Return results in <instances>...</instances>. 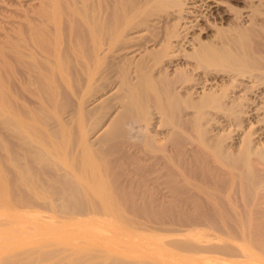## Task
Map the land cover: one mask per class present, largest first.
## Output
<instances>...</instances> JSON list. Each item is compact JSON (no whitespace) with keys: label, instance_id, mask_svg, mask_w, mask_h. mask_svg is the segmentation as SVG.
<instances>
[{"label":"bare ground","instance_id":"bare-ground-1","mask_svg":"<svg viewBox=\"0 0 264 264\" xmlns=\"http://www.w3.org/2000/svg\"><path fill=\"white\" fill-rule=\"evenodd\" d=\"M244 1L40 0L24 8L18 26L24 35L15 40L9 32L0 56L6 215L51 226L80 216L128 223L127 214L136 212L185 227L194 237L170 245L208 264L240 255L220 240L196 242L195 228L227 234L236 225H264V145H252L254 134L264 139V0ZM220 7L215 32L196 34V44L185 48L188 28L198 24L192 22ZM122 49L129 55L119 62ZM181 56L184 65L171 74L168 67ZM153 113L158 119L151 125ZM245 125L241 143L232 146L233 131ZM125 143L142 156L124 152ZM53 248L36 256L32 249L11 251L0 264H35L58 255ZM95 248L96 254L79 249L68 264L122 263Z\"/></svg>","mask_w":264,"mask_h":264},{"label":"rangeland","instance_id":"rangeland-1","mask_svg":"<svg viewBox=\"0 0 264 264\" xmlns=\"http://www.w3.org/2000/svg\"><path fill=\"white\" fill-rule=\"evenodd\" d=\"M38 1H40V0H0V49H1L0 50V54H1L0 56H1L2 60L4 57V50L5 49L7 50V44H6L7 38H6V36L7 35L9 36L11 32H14L13 37L15 36V40L20 39L22 37L21 36L22 33L20 34L21 31L18 32L19 31L18 28L20 27L22 22L23 23L25 22V21H22V20H24V17H23L24 11L23 10H25L27 8L31 9L30 8L31 5H32V7L34 4L37 5ZM240 1H241L240 5H242L244 0H240ZM29 2H30V4H29ZM33 2H34V4H33ZM218 2H219V0H218ZM222 3L225 6L227 4L226 2H223V0H222ZM212 4L214 5L215 3H212ZM24 5L26 7H24ZM22 6H23V8H22ZM220 10H221V7L219 9H214L213 12H211V14H210L211 16L208 15V17H205V18L203 17L201 20L199 19V17H197L196 18L197 20L192 22V23H194V22L196 23L198 21L197 22L198 24H195L193 27L188 28V34L186 37V39L187 38L188 39L185 40V38H184L185 48L190 50L193 47L194 43L196 44V39H194V37L197 36L196 34H198V35L201 34L202 36H205V35H211L215 32L216 27L220 25L218 23L219 16H220V13H219ZM189 18L191 19V18H193V16H191ZM187 25H189V22L187 23ZM223 25L225 26L226 22H224ZM21 27H23V24L21 25ZM7 33H9V34H7ZM130 34H132V33H130ZM22 35H24V34H22ZM11 36H12V34H11ZM11 39L14 40V38H12V37H11ZM3 42H5V43H3ZM2 44H5L6 46L2 45ZM4 46L6 48H4ZM2 48H3V50H2ZM6 50H5V52H6ZM120 51L118 52L119 54L117 53L118 58L116 57L117 59H115V60H118L119 62H121V60H122L120 57H122V56L125 57V55L127 53L128 54L126 56L129 55V50L127 52L124 49H122ZM131 53L132 52H130V54ZM184 58L183 57L179 58L178 60L180 62L178 60H176L179 65L174 64V65H172V67L171 66L168 67V70H169V72H171V74L173 73L172 71H174V68H176L177 66H183L184 65L183 63L185 62V59H186V58L185 59ZM119 59H121V60H119ZM2 60H0V71L2 70V68H1ZM2 75L4 77V74H2ZM1 77L2 76H0V80H1L0 81V91L1 90L3 91L5 89V87H4L5 81L3 82ZM111 77H112L111 80L112 79H114V80H112V83L110 84V86H114L116 84L113 85V83H116L115 81H117V79L114 78L115 77L114 74ZM110 86L107 89H109ZM198 89L200 90L201 88L199 87ZM198 89H197V91H199ZM111 90H114V89H111ZM108 92L109 91H107L105 93L106 95L103 94L102 96H104V95L107 96ZM197 93H195L194 95L197 96L196 95ZM27 99H29V96ZM260 100H261V98H260ZM260 100L258 103H261ZM32 101H33V99H32ZM95 103L96 102H94V104ZM94 104H90V107H92V106L94 107ZM257 105L255 107H257ZM90 107L88 105V108H90ZM0 110H2V108H0ZM1 112L2 113H0V142H5L2 137L4 136V134L6 132V127L4 125V119H3L6 113L4 111H1ZM262 113H263L262 109L258 110L257 112L255 111V115H254L255 117H253V119H256V117H260V116L262 117V115H263ZM156 114L157 113L151 114L153 117L152 121H154V122H152L151 125H153L157 121L156 119H158L157 118L158 116ZM257 114H259V116ZM67 115L70 117V115L67 114L66 112L63 115V118L65 120L68 118ZM154 115H156L155 118H154ZM155 124H157V122ZM224 125H222V126H224ZM247 125L243 126L241 129H238V130L236 129L233 131L234 135L232 134L233 139L231 141V143L233 142L232 146H234L235 143H238V145L241 143L238 141L241 140L240 136H242V135L244 136V133L247 131V129H248L246 127ZM151 127L152 126H150V128ZM225 127H226V125H225ZM228 127H231V126H228ZM232 127H233V125H232ZM220 128L221 127L216 128L217 131H219V130H220V132L225 131V130H222L224 127H222L221 129ZM235 128H237V127H235ZM216 129L214 130L215 132L213 131L214 133H216ZM99 130L96 131L97 134L100 132ZM164 130L167 131V129H164ZM241 130L242 131L244 130V131L242 132ZM258 130H259V132L257 131V133L259 134L260 129H258ZM96 132L90 131V133L88 134V138H90V140H92V141L89 140L90 142L94 143V141L96 140L95 139L97 137ZM239 138H240V140H239ZM93 139H94V141H93ZM263 140L264 139L262 138V134H259L258 136H257V134H254L252 145L254 144L255 147H259V145L262 146V144L264 145ZM260 142H263V143H260ZM95 145H98V142H95ZM235 146H237V144ZM134 148L135 147H131L129 144L127 145L126 143L123 145V151L125 149V151L127 153H129V152L134 153L135 150H136L135 152H137L138 150L134 149ZM128 150H130V151L128 152ZM2 152L3 151H1L0 153H2ZM133 153H132V155H133ZM138 153L140 154L139 151L137 152V154ZM140 155L142 156V154H140ZM140 159H142V158H140ZM150 160H152V158ZM150 160L147 162H150ZM147 162H146V164H147ZM142 163L145 164L144 161H142ZM40 211H41V213L46 214V215L50 214V212H48L45 209L40 210ZM127 215L133 218L132 221H130L128 223H126V222H117V223H113V222L112 223H105V222H103V223H101V222H97L94 220H92V221L91 220H84V216H80V219H82L80 221H78L76 219L72 220L73 222H70L68 220H65V221L63 220L64 222H56L55 224H52L51 226H40V225H37L33 222L27 223V222H20V221L14 220L13 219L14 217L7 216L5 208H3V206H0V245L1 246L3 245L2 247L0 246V256L1 255L3 256V255H5L11 251H19L20 249L22 250V248L24 250L23 251V253H24L25 249H27L28 246H29L28 248L34 250V246L38 245L37 246V248H38V247H40V245L41 246L43 245L39 249L34 250L35 252L36 251L38 252L36 254L33 253L36 256L37 254L39 255V251H41L40 249L50 248L52 250V246H54L56 249H59L58 251L56 250L57 252H55V253H58V255L62 254V255H60L61 259L65 258L66 263H65L64 259L61 260L60 256H58L56 254V255H54L55 257L53 256L50 259L38 261L35 264H63V263L68 264L70 262V260H72L76 256H78L76 254H78V252H80V250L81 251L83 250V253H85L86 250H88V251L90 250V252L95 251L93 253L96 254L97 251L94 250V246H95L96 248L99 247L98 249L102 250L106 254H110L111 256H115L116 258L120 259L122 261L121 264H208L205 260L196 259L195 256H193V255L191 256V254L183 252L181 249L170 245V242L172 240H179V239H183V238L192 239V237H194V235L190 234V232H188L185 229V227H182V226H179L176 224H170V222L168 223V221L163 222V221H161V219H160V221H157L158 218L157 219L155 218L156 220H153L154 218L149 219L145 214L144 215H140V214L138 215L136 212H134V215L129 214V213ZM56 218H57V220H60V217H56ZM237 226L238 225L233 226L234 229H232L233 230L232 233H227V234L221 233L222 235L219 232H217L215 230V228L212 226H209V225L199 226L198 228H195V229H197L196 231H198L197 235H199L200 241L197 240L196 242H201L202 244H211V243L216 244V243L221 241V243L226 242L228 244H231L233 247H237L238 250L236 248L235 249L237 250L238 253H241V254L238 255L237 257L228 258V259H230L229 264H264V225L262 224L260 227H259V225H257V226L254 225L255 228H253V225L252 226L251 225L245 226L246 228H242L244 226H238V227ZM224 228L223 229L227 231L228 227H224ZM237 229H239L238 230L239 233L237 232ZM243 229H245L244 231H247V232L244 233ZM248 229L250 231H248ZM256 229L257 230L259 229V230L257 231ZM229 230H228V232H229ZM21 231H22V233H21ZM23 232L26 234H24ZM236 232L238 233V237L236 236ZM243 233H244L245 238L243 236ZM256 233H258L257 236H256ZM228 234L230 236H228ZM245 234H247V237ZM229 237H231V238H229ZM248 237H250V238H252V237L256 238L257 237V238H256V241H254L255 239L252 238L253 239L252 240ZM245 239H246V241H245ZM251 240L253 242H251ZM50 241L54 242V243H50ZM45 242H48L47 244H51V245L43 244ZM55 243H56V245H55ZM250 243H251V245H250ZM255 243H256V245H255ZM59 245L62 249H63V247H65V246L66 247L62 250L59 247ZM61 245L62 246L64 245V246L62 247ZM56 246H58V248ZM88 247H91V249L90 248L88 249ZM92 247H93V249H92ZM55 248H53V249H55ZM67 248H68V250H67ZM242 248H244V249H242ZM30 249H27V250L30 251ZM71 249L72 250L74 249L75 251H71ZM27 250H26V252H27ZM42 251H45V250H42ZM46 251H48V250H46ZM59 251H61V252H59ZM88 251H86V252H88ZM62 252H64V253H62ZM23 253H22V255H23ZM65 253H67L68 255L66 256ZM73 253H75V254H73ZM63 255H65V257ZM79 255H80V253H79ZM57 257H59L58 261H60V262L57 261ZM66 257H67L68 261L66 260ZM30 258L31 257L29 256V259ZM25 259L28 260L27 257ZM97 259H100V258H97ZM108 260H109L108 258H105L103 260L102 264H107Z\"/></svg>","mask_w":264,"mask_h":264}]
</instances>
